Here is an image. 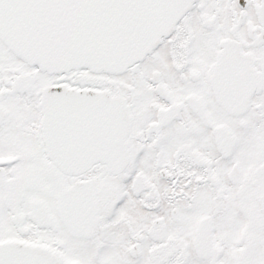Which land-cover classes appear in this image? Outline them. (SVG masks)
<instances>
[{"label": "snow or ice", "instance_id": "snow-or-ice-1", "mask_svg": "<svg viewBox=\"0 0 264 264\" xmlns=\"http://www.w3.org/2000/svg\"><path fill=\"white\" fill-rule=\"evenodd\" d=\"M0 264H264V0H0Z\"/></svg>", "mask_w": 264, "mask_h": 264}]
</instances>
